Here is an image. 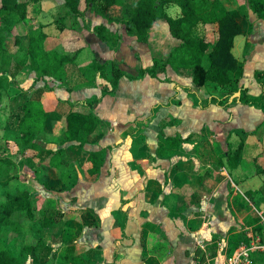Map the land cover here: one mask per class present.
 Masks as SVG:
<instances>
[{"label":"crops","instance_id":"obj_1","mask_svg":"<svg viewBox=\"0 0 264 264\" xmlns=\"http://www.w3.org/2000/svg\"><path fill=\"white\" fill-rule=\"evenodd\" d=\"M39 1L36 22L45 26L46 49L81 52L75 65L66 67L62 82L46 79L28 90L34 76L28 69L21 71L11 109L27 100L40 102L47 116L45 133L59 135L71 104L101 97L90 111L102 127L98 135L82 136L83 146L41 142L38 151L25 149L17 159V175L37 190L39 203L44 201L37 211L32 207L35 224L50 199L64 213L51 229L32 232L26 244L32 252L24 260L57 264L60 257L85 256L90 264H227L239 243L262 230L264 107L238 101L227 109L209 104L217 94L195 87L191 70L167 67L154 77L139 76L140 70H151L153 57L164 58L176 44L165 43L158 25L146 45L127 33L121 15L125 3L138 0H122V6L103 15L90 7L78 18L76 33H60L53 23L61 0ZM223 5L242 26L231 51L243 64L239 86L259 98L264 90L254 74L264 71V23L247 0H224ZM240 7L248 20L239 17ZM96 26L119 38L115 47L98 39ZM94 62L116 64L123 77L114 91L91 68ZM103 91L107 94L102 97ZM8 116L0 129L17 142L16 134L4 129ZM168 121L172 123L162 126ZM174 135L181 139L178 151L158 157L160 141ZM240 141L238 167L218 166ZM94 152H101L102 163L90 177L87 158ZM36 236H42V244L35 242ZM251 264H264V253L253 254Z\"/></svg>","mask_w":264,"mask_h":264},{"label":"trees","instance_id":"obj_2","mask_svg":"<svg viewBox=\"0 0 264 264\" xmlns=\"http://www.w3.org/2000/svg\"><path fill=\"white\" fill-rule=\"evenodd\" d=\"M224 0H138L128 7L127 16L121 21L127 33L134 37L136 42L148 44L150 34L155 26H161L160 33H164L167 45H173L167 55L153 57V66L149 71H139V76L149 74L155 76L156 71H164L169 67L173 71L191 70L192 82L197 88L204 87L217 96L208 101L217 107L227 109L237 101L242 105L264 107V94L259 98H252L246 89L239 86L243 76V64L232 55L235 37L242 34V26L229 14L223 5ZM63 15L54 23L60 33L78 31V18L90 7L98 15L112 7L122 6V0H61ZM40 1L34 0H0V105L3 95L14 93L19 89L15 81L16 76L23 71L33 74L32 84L28 90L42 80L50 79L62 82L67 77L66 67L75 65L80 49L74 52H59L47 50L45 43L47 35L44 25L36 22L40 13ZM250 11L257 19L264 23V0H247ZM31 7L32 18L28 17V8ZM176 9L178 14L171 16L169 10ZM71 25L66 26L65 22ZM164 28V29H163ZM209 29L212 32H209ZM203 30V34L201 33ZM98 39L115 47L118 37L108 32L104 26L93 28ZM91 68L112 84V91L123 77L114 62L99 65L92 63ZM255 79L264 90V71H256ZM92 79L90 80L91 84ZM67 92L70 91L64 84ZM239 92V97L228 104L231 96ZM107 92H102V97ZM12 99V97H11ZM14 98L12 99V101ZM100 98L91 102H75L64 117V125L59 135L46 134L44 131L47 116L41 103L27 100L11 109L6 120L5 128L16 134L17 144L24 150L38 151L41 142L54 143L61 147L65 144L78 143L84 145L82 136L98 135L101 123L93 116L90 109L99 103ZM207 103V104H208ZM171 121L162 123V126L171 124ZM0 123V127H1ZM1 130V129H0ZM181 145L178 135L161 140L156 155L158 157L173 156ZM243 142L240 141L233 152H228L218 166L233 170L241 160ZM58 149L57 154H61ZM21 153L0 154V188L4 192L0 195V264H23V260L31 254L32 248L28 245L17 246L16 236L21 231L22 222L16 215L25 213L33 218L30 187L18 185L10 191V184L15 181L17 159ZM90 168L87 174L94 177L99 173L102 158L101 152L89 154L87 158ZM40 218L36 222L35 234H41L60 223L64 213L59 210L55 201L50 199L39 212ZM57 264H90L85 256L60 257Z\"/></svg>","mask_w":264,"mask_h":264},{"label":"rangeland","instance_id":"obj_3","mask_svg":"<svg viewBox=\"0 0 264 264\" xmlns=\"http://www.w3.org/2000/svg\"><path fill=\"white\" fill-rule=\"evenodd\" d=\"M125 4L130 5L129 2L128 3H125ZM128 5L126 7L124 6V9L125 10H124V12L121 15L122 16V20L127 16V13H128L127 12V9L129 7ZM239 9H237V11H236V12H238L239 17L240 18H244L245 17L246 19L245 18L244 19L245 20H248L247 19L248 17L245 16L244 8L243 7H240ZM28 12H29L28 17H31L32 16V14H31V7L28 8ZM63 13L64 12H63V9H62V6H61L60 14H58V16L54 19V21L56 19H59L61 17V15H63ZM169 14L171 16H175L176 14H178V10L171 9V10H169ZM35 19H37V17ZM54 21H53V23H54ZM70 25H71V23H70ZM209 32H212V30L209 29ZM201 33L203 34V30H201ZM11 96H13V93H9V94H6L5 93L3 95V97H2L1 105H0V123H2L3 120L9 115V109H11L12 106H13V101L11 99ZM12 142H13V145H12ZM23 151H24V149L21 146H19L13 140V136H12V134L10 132H3V130H0V154H2V153H10V154L21 153V155H22V152ZM14 174L16 176L17 182H13L12 184H10V186H9L10 191H12L15 186H18V185H21V184H25L26 186H29L30 187V185L25 182L26 179L25 180L20 179V178H22V175H17V171ZM35 182H36V180H35ZM30 189H31L30 194H31L32 207L35 209V211H37L38 210L37 208L40 207L39 205L40 204L43 205L44 204V201H42V202L39 203L38 198H37V196H38L37 190L36 189H32L31 187H30ZM3 192H4V190L0 188V195ZM80 197H82V196L80 195ZM75 199H79V196L77 198H75ZM59 204L60 205L62 204V200H60V203ZM34 209H33V211H34ZM16 217H17L18 220H20L22 222L21 231L16 236L17 246L21 247V246L26 245L28 242H30V237H32V235H33L32 232H33V230H35L36 224H35V222L31 218H28L25 215V213L17 214ZM37 238L38 239L39 238H42V236H38ZM37 238L34 239L35 242L36 243L38 242V244H42V239H39L37 241ZM35 256H37V255H35ZM26 261L28 262V264H31L32 263V261L23 260V264H27ZM33 261H34V257H33Z\"/></svg>","mask_w":264,"mask_h":264},{"label":"built area","instance_id":"obj_4","mask_svg":"<svg viewBox=\"0 0 264 264\" xmlns=\"http://www.w3.org/2000/svg\"><path fill=\"white\" fill-rule=\"evenodd\" d=\"M261 232L252 234L247 240L236 247L227 264H251V256L255 253H264V221Z\"/></svg>","mask_w":264,"mask_h":264},{"label":"water","instance_id":"obj_5","mask_svg":"<svg viewBox=\"0 0 264 264\" xmlns=\"http://www.w3.org/2000/svg\"><path fill=\"white\" fill-rule=\"evenodd\" d=\"M239 92L234 94L233 96L230 97V102H232L234 99H237L239 97Z\"/></svg>","mask_w":264,"mask_h":264}]
</instances>
